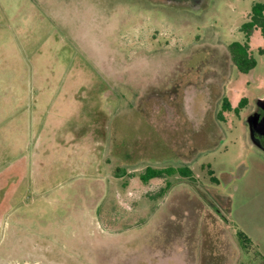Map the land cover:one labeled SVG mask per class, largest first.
<instances>
[{"label": "rangeland", "instance_id": "obj_1", "mask_svg": "<svg viewBox=\"0 0 264 264\" xmlns=\"http://www.w3.org/2000/svg\"><path fill=\"white\" fill-rule=\"evenodd\" d=\"M170 1L0 0V264H264V0Z\"/></svg>", "mask_w": 264, "mask_h": 264}, {"label": "trees", "instance_id": "obj_2", "mask_svg": "<svg viewBox=\"0 0 264 264\" xmlns=\"http://www.w3.org/2000/svg\"><path fill=\"white\" fill-rule=\"evenodd\" d=\"M258 28L262 37L264 38V4L256 3L252 6L251 12L248 17V21L242 25L240 31L244 33L246 42L245 43H232L228 47V51L232 60L233 65L236 69L242 74H248L256 65L255 60L249 53V38L254 29ZM244 100L240 102V108L243 107ZM223 108L226 110L229 109V105L225 101ZM168 169H153L146 167L144 172L139 175V179L143 183H147L151 179L163 178L164 175H167L170 172ZM184 173H191L188 168L182 169ZM117 170L116 177H122L126 174L125 170L120 172ZM239 238L245 239L244 236L239 233L237 234Z\"/></svg>", "mask_w": 264, "mask_h": 264}, {"label": "flooded vegetation", "instance_id": "obj_3", "mask_svg": "<svg viewBox=\"0 0 264 264\" xmlns=\"http://www.w3.org/2000/svg\"><path fill=\"white\" fill-rule=\"evenodd\" d=\"M174 2H181L183 3L184 0H172ZM188 2L191 0H187ZM194 2V0H192ZM199 0H196L195 2H198ZM169 2H171L169 0ZM209 87L208 84L204 85L201 88L195 87V85L187 86V88H184L183 90V97L187 99L191 98L192 100V114L197 115L200 113H204L206 111V108H208L210 105L209 103H206V95L209 94ZM219 87V84L217 85ZM206 88V89H205ZM205 89V90H204ZM186 110H190V102L186 104L185 106ZM191 111V110H190ZM253 113H258L261 116L264 114V112L259 109L257 106L253 110ZM198 116V115H197ZM260 143L264 146V138H260Z\"/></svg>", "mask_w": 264, "mask_h": 264}, {"label": "water", "instance_id": "obj_4", "mask_svg": "<svg viewBox=\"0 0 264 264\" xmlns=\"http://www.w3.org/2000/svg\"><path fill=\"white\" fill-rule=\"evenodd\" d=\"M256 106L264 112V97L257 100ZM246 124L251 143L264 152V146L260 143V138H264V114L262 116L258 113L249 115Z\"/></svg>", "mask_w": 264, "mask_h": 264}]
</instances>
